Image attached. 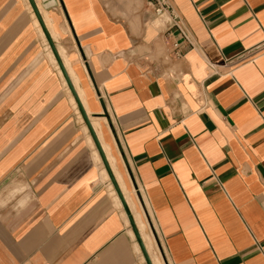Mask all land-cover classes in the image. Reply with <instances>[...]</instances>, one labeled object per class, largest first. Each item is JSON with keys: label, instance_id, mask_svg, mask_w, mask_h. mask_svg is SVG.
Instances as JSON below:
<instances>
[{"label": "crops", "instance_id": "1", "mask_svg": "<svg viewBox=\"0 0 264 264\" xmlns=\"http://www.w3.org/2000/svg\"><path fill=\"white\" fill-rule=\"evenodd\" d=\"M170 1L180 58L146 0H0V264H148L94 135L165 264H264V0Z\"/></svg>", "mask_w": 264, "mask_h": 264}, {"label": "bare ground", "instance_id": "2", "mask_svg": "<svg viewBox=\"0 0 264 264\" xmlns=\"http://www.w3.org/2000/svg\"><path fill=\"white\" fill-rule=\"evenodd\" d=\"M41 6L44 9H47L46 8L47 7V4L41 3ZM43 13H44L45 22L47 23L48 26H50L49 25L50 24V20H49L47 14L44 11H43ZM48 47H49L50 55L53 57V54L51 53L50 46L48 45ZM77 92L79 94V97H80L82 103L84 104V98H83L82 92L78 88H77ZM72 101H73L74 107L77 109V107H76L77 105H76L75 101L73 99H72ZM91 123H92V126H93L94 130L97 131V133L99 134V139L101 140L100 133H99V123H98V120L97 119H91ZM86 128H88V127H86ZM101 144H102L103 149H104V151L106 153L107 160L109 162V166L111 167V171L113 173V176L115 177L116 182H117V184H118L121 192L123 193V195L125 197V200H126L128 206H129V208L131 209V211L133 213V216L135 218L136 225H137V227H138V229H139V231L141 233V236H142L143 241H144V243H145V245L147 247V250H148L149 254L151 255V259L153 261V264H164L163 261H162V259H161V257L159 256V254H157V253H155L153 251L152 238H151V236L145 230L146 229V225H145L144 221L142 220L140 214L135 209V204H134L133 198H132L129 190L126 188L125 183H123L122 178H121L122 176L119 174L120 172L117 171V169H116V166L114 164V159L110 155L107 146L102 141H101ZM96 159H97L96 161H98L99 164L101 165V174H102V177L103 178H106L108 176L107 171H106V169L104 167V164L102 163L101 158H100V156H99V154L97 152H96ZM110 187H111V193H112L113 197L115 198L116 203L118 205H120V206H123L122 203H121V200H120V198H119V196H118V194H117V192L115 190V188L113 187V185L111 183H110Z\"/></svg>", "mask_w": 264, "mask_h": 264}, {"label": "built area", "instance_id": "3", "mask_svg": "<svg viewBox=\"0 0 264 264\" xmlns=\"http://www.w3.org/2000/svg\"><path fill=\"white\" fill-rule=\"evenodd\" d=\"M156 19H160L166 25V38L168 44V56L171 58H180L183 55V45L175 38L174 33L178 32L184 38L186 43L191 44L189 30L183 23L182 18L175 10L170 0H146ZM239 61L248 59L246 55L237 58Z\"/></svg>", "mask_w": 264, "mask_h": 264}, {"label": "water", "instance_id": "4", "mask_svg": "<svg viewBox=\"0 0 264 264\" xmlns=\"http://www.w3.org/2000/svg\"><path fill=\"white\" fill-rule=\"evenodd\" d=\"M29 2H30V5H31L32 9L34 10V12H35L37 18H38L39 21L42 23L43 20H42V17H41V15H40V13H39V10H38V7H37V4H36L35 0H29ZM44 31H45V34H46V36H47V38H48V42H49L50 46L52 47V49H53V51H54V53H55V55H56V57H57V61H58V63H59V66L61 67V70H62V72H63V74H64V76H65V79H66L67 83L69 84V87H70V89L72 90L73 94H74L75 97H76L77 103H78L79 108H80V110H81V112H82V115H83V117H84V119H85V121H86V124H87L89 130H90V131L92 132V134L94 135V129H93V126H92V124H91V122H90V120H89V117H88L87 113L85 112V110H84V108H83V106H82V103H81V101H80V98H79L78 95L76 94L75 89L73 88V86H72V84H71V80H70V78H69V76H68V74H67V72H66V70H65V68H64V66H63V63L61 62V60L59 59V57H58V55H57V51H56V49H55L54 43L52 42V40H51V38H50V35L47 33V31L45 30V28H44ZM94 139H95V141H96V145H97V147H98V149H99V151H100V153H101L102 159H103L104 163L106 164L107 171H108V173H109V176H110V178H111V181H112V183H113V186H114V188H115V190H116V192H117V194H118V196H119V198H120V200H121V203H122V205H123V208H124L125 211L127 212L128 218H129V220H130V222H131V224H132V226H133V228H134V231H135L136 237H137V239H138V241H139V243H140V245H141V248H142L143 253H144V256H145V259L147 260L148 264H151L150 259H149V256H148V253H147V250H146V248H145V245H144L143 241L141 240V237H140L138 231H137L136 228H135V224H134V221H133V218H132V215H131V212H130L129 206H128V204H127V202H126V200H125V197H124L123 193L121 192V190H120V188H119V186H118V184H117V182H116V180H115V177L113 176V174H112L111 171H110V168H109L108 163H107V158H106V156H105V154H104V152H103L102 146H101L100 142L98 141V139H97V137H96L95 135H94Z\"/></svg>", "mask_w": 264, "mask_h": 264}, {"label": "rangeland", "instance_id": "5", "mask_svg": "<svg viewBox=\"0 0 264 264\" xmlns=\"http://www.w3.org/2000/svg\"><path fill=\"white\" fill-rule=\"evenodd\" d=\"M53 58H54V56H53ZM77 107V106H76ZM77 111H78V108L76 109ZM106 178H108V176L106 177ZM127 188V187H126ZM128 189V188H127ZM160 256V255H159ZM161 258H162V256H160ZM163 260V259H162ZM163 262H164V260H163ZM164 264H165V262H164Z\"/></svg>", "mask_w": 264, "mask_h": 264}]
</instances>
